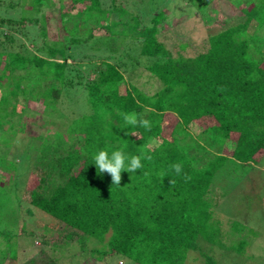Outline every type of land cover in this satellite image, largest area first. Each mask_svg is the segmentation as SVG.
<instances>
[{
    "label": "trees",
    "instance_id": "obj_1",
    "mask_svg": "<svg viewBox=\"0 0 264 264\" xmlns=\"http://www.w3.org/2000/svg\"><path fill=\"white\" fill-rule=\"evenodd\" d=\"M43 1L10 0L0 9V130L8 129L0 138V195L12 192L60 222L70 231L65 238L76 235L82 249L90 239L102 245L92 249L97 260L188 264L193 252L203 264H218L203 243L240 252L243 239L237 246L236 237L223 241L208 194L217 177L264 157V47L256 38H264V0H190L200 12L225 1L236 18L210 29L192 54L185 53L187 41L174 36L170 45L159 33L166 10L154 9L148 23L134 12L143 0L133 1V12L121 0H70L65 9L58 0L57 25L49 14L38 16ZM100 29L105 37H129L130 48L90 44ZM141 61L159 85L151 94L132 82L131 68ZM19 97L42 105L40 127L61 126L29 136L36 155L34 167L23 172L9 149L13 142H5L26 132L23 116L13 121ZM78 99L86 100V108H78ZM130 113L149 120L150 128L127 124ZM195 122L204 123L197 134L190 131ZM101 150L109 156L121 150L126 164L140 156L143 167L122 171L120 185L111 184V175H97L94 165ZM174 164L182 166L180 174ZM24 177H32V186L19 193ZM11 230L0 229V264H9L3 248L15 257Z\"/></svg>",
    "mask_w": 264,
    "mask_h": 264
},
{
    "label": "rangeland",
    "instance_id": "obj_2",
    "mask_svg": "<svg viewBox=\"0 0 264 264\" xmlns=\"http://www.w3.org/2000/svg\"><path fill=\"white\" fill-rule=\"evenodd\" d=\"M14 4L23 3L30 5L31 0H13ZM47 1V0H45ZM43 1V5L40 8V14H49V22L55 25L59 24L58 21V0H48L46 3ZM126 6L127 10L131 9V5L134 0H121ZM244 1V0H241ZM239 0L236 1L238 3ZM10 0H0V9L8 6ZM2 4V5H1ZM222 6L219 4L211 3L202 12L195 9V5L190 0H143L139 2V7H132L134 12H138L141 15H145V23H148V18L152 14H155L154 9L166 10L165 18L161 24L167 26H160L159 33L167 38V42L172 45V42L178 36V40L187 41L189 43L185 53L192 54L200 49L202 40L207 36L210 30L215 31L222 25L228 24L226 19H231L234 16V12L230 11L225 7V1H220ZM61 5L64 9L69 8L71 5L70 0H62ZM77 8H81V5H76ZM130 10V12H133ZM7 11H10L7 9ZM47 11V12H46ZM153 11V12H152ZM13 12V11H10ZM31 13V12H29ZM140 15V16H141ZM204 15V19L202 17ZM55 17L54 21L52 17ZM149 16V17H148ZM126 20H131L130 15L125 16ZM229 19V20H230ZM236 18L231 19L233 22ZM72 20V18H71ZM80 22L84 23L82 18ZM207 22V23H205ZM88 27L95 25V22L89 20L85 22ZM144 23H142L143 25ZM254 24L250 25L249 31L253 29ZM120 30V28H118ZM173 30H177L174 33ZM175 36V37H174ZM262 33H258L257 45L264 47V38L261 37ZM170 38V39H169ZM129 37H105L103 30H96L94 36L90 39V44L97 45L106 48L111 43H115L120 50L130 48ZM28 48L32 47V44H27ZM142 61L135 64L132 69V82L146 92L147 94L153 93L158 87V83L152 79L150 74L143 68ZM129 69V67H128ZM126 75V73H125ZM92 75H88V79ZM5 86V83L2 84ZM82 92V91H81ZM84 97V93L82 92ZM78 108L80 110L86 108V100L78 99ZM17 106V113L13 121H16L18 116L26 122L25 131H16L12 138L7 136L5 142H13V148H9L12 158H16L22 163L18 171L23 172L27 169L30 170L33 166L35 155L34 148L32 147V140L30 135L36 134H47L48 130H56L57 126H43L40 127L38 124L41 123L42 105L38 102L28 101L25 98L19 97ZM73 105V103L71 104ZM106 106H101V109H106ZM70 114V113H69ZM170 122H174L172 117H169ZM58 123V122H57ZM59 124V123H58ZM5 129L0 130V138L6 134L7 125L3 126ZM204 128L203 122H195L190 125V131L193 134H197L200 129ZM187 139L183 140L187 143ZM207 150L212 149L209 142L203 144ZM10 147V146H9ZM9 152V154H10ZM205 151H198L197 154H205ZM222 153L229 155V151L223 150ZM8 161L9 156H6ZM15 159V160H16ZM257 162L252 165H247L233 171L226 178L215 179V184L212 186V190L209 192V198L214 202V213L217 219L220 221V226L224 232L223 241L227 242L226 239H237L233 244L237 246L238 241L243 239L244 243L238 251H229L225 248L217 246H209L202 244V249L210 254L218 264H264V157L256 156ZM1 171V169H0ZM29 175V174H28ZM32 177H24L23 187L18 190L20 191L29 186H32ZM28 181V182H27ZM31 185H30V184ZM0 195V229L9 228L11 234H13L15 241V257L10 258L12 251L3 248V256L8 260L9 264H130L124 258H111V256H104L100 260H97L98 253H92L93 248H102L103 246L95 242L93 239L88 240L83 249L78 241L77 236L65 238L69 229L60 222L50 219L46 214L41 213L30 207L25 203L20 196H16L12 192H6ZM3 220V222H1ZM229 222L231 224H229ZM20 225V226H19ZM23 227V228H22ZM234 233L233 236L227 234L229 229ZM21 229L22 233H18ZM230 232V231H229ZM0 237V248H2ZM228 243V242H227ZM105 248V247H104ZM103 248V249H104ZM192 253L193 260L190 261L189 257L188 264H203L198 257V254Z\"/></svg>",
    "mask_w": 264,
    "mask_h": 264
},
{
    "label": "clouds",
    "instance_id": "obj_3",
    "mask_svg": "<svg viewBox=\"0 0 264 264\" xmlns=\"http://www.w3.org/2000/svg\"><path fill=\"white\" fill-rule=\"evenodd\" d=\"M124 120L127 124L133 126L137 124L145 128H150L151 126L147 119L138 120L136 113L125 114ZM147 158L150 159V157ZM125 160L126 157L121 150L112 152L111 156H109L108 152L105 150L99 151L94 155V165L96 167L97 175L107 172L111 175V184L120 185L122 171L126 170L130 174L143 167L140 156H132L127 164L125 163ZM172 168L176 174H180L182 171V166L180 164H174L172 165ZM161 178H164L163 174ZM170 183L172 184L174 181L171 180Z\"/></svg>",
    "mask_w": 264,
    "mask_h": 264
}]
</instances>
